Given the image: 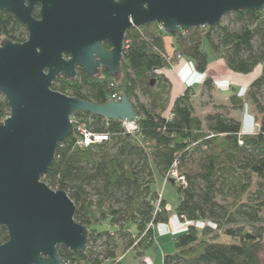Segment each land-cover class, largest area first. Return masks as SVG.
I'll list each match as a JSON object with an SVG mask.
<instances>
[{
	"label": "trees",
	"instance_id": "obj_1",
	"mask_svg": "<svg viewBox=\"0 0 264 264\" xmlns=\"http://www.w3.org/2000/svg\"><path fill=\"white\" fill-rule=\"evenodd\" d=\"M166 36L173 38L172 61L185 57L199 73L205 72L211 58L204 43L233 72L248 73L258 64L264 65V8L241 9L227 13L215 26L191 27L174 34L160 30L157 23L132 27L125 34L117 76L106 70L90 76L79 69L73 78L58 77L51 86L54 90L95 103L125 95L138 116L131 132L120 120L78 112L74 115L78 123L84 122L92 132L105 133L108 138L79 146L73 124L71 134L56 147L42 180L51 188L66 191L76 206L75 221L88 229L84 252L57 247L66 262L125 264L117 259L133 250L136 264H145V252L154 244V226L166 223L175 213L191 224L170 239L173 251L163 254L162 264H260L264 68L243 98L232 93L228 106L214 105V111L202 119L194 114L192 87L170 105L172 85L158 72L169 66ZM26 37L24 25L0 11V42L4 38L23 42ZM204 88L209 94V77ZM138 92L148 101H141ZM245 103L259 126L252 134L241 133V122L231 116ZM8 114L7 102L0 95V121ZM173 168L183 182L170 176ZM156 174L173 184L178 193L171 211L165 209L163 195L159 196ZM198 222L205 224L199 228ZM221 234L232 241L219 242ZM6 240L7 231L0 227V244Z\"/></svg>",
	"mask_w": 264,
	"mask_h": 264
},
{
	"label": "water",
	"instance_id": "obj_2",
	"mask_svg": "<svg viewBox=\"0 0 264 264\" xmlns=\"http://www.w3.org/2000/svg\"><path fill=\"white\" fill-rule=\"evenodd\" d=\"M263 8L264 0H0V11L27 32L23 42H0V95L9 109L0 121V227L7 231L0 264H71L58 246L87 249L88 229L75 221L74 202L42 176L57 145L71 134L76 113L126 124L138 120L125 95L85 101L52 89L56 78H73L76 68L90 76L100 68L117 76L132 27L157 23L174 34L215 26L236 10Z\"/></svg>",
	"mask_w": 264,
	"mask_h": 264
},
{
	"label": "crops",
	"instance_id": "obj_3",
	"mask_svg": "<svg viewBox=\"0 0 264 264\" xmlns=\"http://www.w3.org/2000/svg\"><path fill=\"white\" fill-rule=\"evenodd\" d=\"M164 47L166 53L171 57L174 54L173 38L166 36L164 38ZM210 53V60L204 73L195 71L192 61L181 57L176 60L172 70L167 68L160 69L159 72L170 81L171 94L170 105L173 100L182 94L188 87H192L195 92V96H198L201 92H206L204 88V80L209 77L212 81V89L210 94L213 98L218 100L215 105L228 106V99L232 93L244 97L248 86L251 82L257 78L264 68L263 64H258L251 72L237 73L231 71L225 64V61L220 57H214ZM243 95V96H242ZM244 111L241 118L238 119L241 122V133L252 134L256 132L255 127L258 125L254 119V114L251 111L249 105L245 103L244 108L239 112ZM213 111H207L205 114ZM233 112V111H232ZM231 112V116H233ZM234 117V116H233ZM167 204L172 207L168 202ZM190 222L182 221L177 214L171 213L169 220L166 223H159L154 226V244L145 252V257L152 260L153 264L160 263L164 253H170L173 251V247L166 241H171L175 235L187 230ZM203 222H198L195 225H204ZM172 242V241H171ZM152 250V254H148V251Z\"/></svg>",
	"mask_w": 264,
	"mask_h": 264
},
{
	"label": "rangeland",
	"instance_id": "obj_4",
	"mask_svg": "<svg viewBox=\"0 0 264 264\" xmlns=\"http://www.w3.org/2000/svg\"><path fill=\"white\" fill-rule=\"evenodd\" d=\"M203 47H204L205 50H207L209 52V46L207 45V43H204ZM137 94H138V96H139L141 101H143V102H147L148 101L147 97L144 94H142L141 92H138ZM218 100L216 99V97L214 99L213 96L210 93L208 94L206 92H201L198 96H195V94H194L193 97H192V104H193V107H194V114L203 119L204 116L206 115L205 113L208 110L209 111H214V105L215 104H213V103H216ZM228 104H229V102H228ZM243 112L244 111H241V112L233 111L232 114H233L234 117L240 119ZM156 186H157L158 191L162 193L164 199L172 207H175L177 202H178V193H177L175 187L173 186V184H171L170 182L163 181V179L158 174H156ZM91 200L92 201L96 200V196L94 194L91 195ZM198 227L201 228L202 225H198ZM248 229H249V227H248ZM217 240L219 242H222V243H229V242L232 241L229 236L222 235V234L219 235ZM165 243H170V245L172 247H174V245H173V243L171 241H166ZM262 244H263V247L260 248L258 253H257V256H258V259L260 261V264H264V235H263ZM148 254H152V250H149ZM120 255H121V253L118 254V257ZM117 261H121L122 263H125V264H136L138 259L135 257L134 251L130 250V251L126 252L124 256H120L117 259ZM157 264H162V258H161L160 263L157 262Z\"/></svg>",
	"mask_w": 264,
	"mask_h": 264
},
{
	"label": "built area",
	"instance_id": "obj_5",
	"mask_svg": "<svg viewBox=\"0 0 264 264\" xmlns=\"http://www.w3.org/2000/svg\"><path fill=\"white\" fill-rule=\"evenodd\" d=\"M158 28L162 31H166L165 27L162 26L161 24H158ZM177 57L179 58L180 56L177 55ZM166 60L167 62L169 63V66L167 67L168 70H172L173 69V65H174V62L172 61L171 57L170 56H167L166 57ZM159 72V70H158ZM113 99L115 100H119L120 97H116L115 95L112 96ZM7 117V116H6ZM72 124H74L75 126V136H76V143L79 145V146H87V145H90L92 143H95V142H101L103 140H106L108 138L107 134L105 133H95V132H92L90 129H88L85 125L84 122H81V123H78L77 120L74 119V117L72 118ZM126 129L128 131H134L136 126H135V123L134 124H126ZM170 176H172L173 178H175L176 180L178 181H181L183 182L184 179L183 177L181 176H178L177 175V172L176 170L173 168L170 172H169ZM162 193L159 192V196L161 197ZM165 209L170 211L171 208L170 206L167 204L165 206ZM179 217V216H178ZM181 220H183L184 222H188L186 221L185 219H182V216L179 217ZM143 262L145 264H152V260L148 257H144L143 258Z\"/></svg>",
	"mask_w": 264,
	"mask_h": 264
},
{
	"label": "flooded vegetation",
	"instance_id": "obj_6",
	"mask_svg": "<svg viewBox=\"0 0 264 264\" xmlns=\"http://www.w3.org/2000/svg\"><path fill=\"white\" fill-rule=\"evenodd\" d=\"M105 43H106V42L102 43V47H103L104 49H107V50L110 49V45H109L108 43H106V44H107V47L104 46ZM79 69H81V68H76L75 74H76V72H77ZM82 70H83V69H82ZM104 70H105V69H103V68L98 69L96 75H101V74L103 73ZM83 71H84V70H83ZM74 76H75V75H74ZM56 79H57V78H56Z\"/></svg>",
	"mask_w": 264,
	"mask_h": 264
}]
</instances>
